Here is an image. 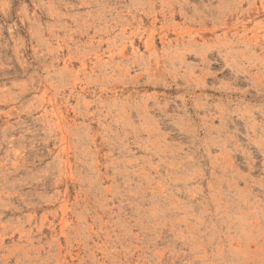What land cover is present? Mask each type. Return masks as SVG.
<instances>
[{"label": "rangeland", "instance_id": "obj_1", "mask_svg": "<svg viewBox=\"0 0 264 264\" xmlns=\"http://www.w3.org/2000/svg\"><path fill=\"white\" fill-rule=\"evenodd\" d=\"M0 264H264V0H0Z\"/></svg>", "mask_w": 264, "mask_h": 264}]
</instances>
